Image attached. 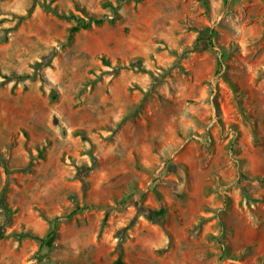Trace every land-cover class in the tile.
Masks as SVG:
<instances>
[{
    "label": "rangeland",
    "instance_id": "374dc122",
    "mask_svg": "<svg viewBox=\"0 0 264 264\" xmlns=\"http://www.w3.org/2000/svg\"><path fill=\"white\" fill-rule=\"evenodd\" d=\"M0 264H264V0H0Z\"/></svg>",
    "mask_w": 264,
    "mask_h": 264
},
{
    "label": "trees",
    "instance_id": "16d2710c",
    "mask_svg": "<svg viewBox=\"0 0 264 264\" xmlns=\"http://www.w3.org/2000/svg\"><path fill=\"white\" fill-rule=\"evenodd\" d=\"M93 23L96 24V25H98V24H100L101 22H100V21H93ZM86 27H88V23H81V24L78 23L77 26H75V27H73V28H71V29L69 30L70 35H71L72 33H74V32H77L79 29H84V28H86ZM208 41L211 43V40H210V39H208ZM210 45H211V44H210ZM131 196H132V192H130V193L124 195L118 207H119V208H120V207H123V206L125 205V203L129 200V198H130ZM87 209H98V210H101V209H103V208H101V207H82V208H78V209H76V211H82V210H87ZM104 209H105V211H107V210H113V209H115V208H109V207H108V208H104ZM65 219H66V218H65ZM52 227H54V228L56 227V222H54V224H52ZM53 236H54V230L48 234L47 238L52 239ZM27 237H30V238L33 239L34 241L38 242L39 246L43 245L44 242H45V238L42 239V238L31 237V236H27Z\"/></svg>",
    "mask_w": 264,
    "mask_h": 264
}]
</instances>
